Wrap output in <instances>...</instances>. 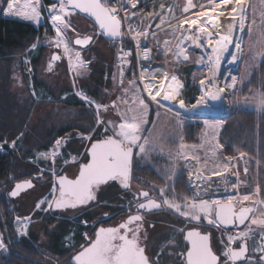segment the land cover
I'll return each mask as SVG.
<instances>
[{"label":"snow or ice","instance_id":"snow-or-ice-1","mask_svg":"<svg viewBox=\"0 0 264 264\" xmlns=\"http://www.w3.org/2000/svg\"><path fill=\"white\" fill-rule=\"evenodd\" d=\"M137 2L138 0H54L53 3L46 6L48 9L47 19L50 20L55 31V39L50 43L54 44L57 49H63V56L67 57L69 68L74 76L83 75L89 66L81 53L74 51L69 46L66 38V30L75 32L70 18L77 13H86L94 18L95 25L98 26V31L101 34L120 39L121 44L125 37L133 41L135 47L140 49L139 61L148 63L140 64L138 61L139 82L132 79L127 87H123V65L127 64L131 69L133 59L130 58L133 57V51L132 49L124 50L121 47L120 72L115 78L119 81L118 86L122 87L123 92V95L118 99L127 105L123 111L117 110L118 105L115 101L111 105L95 103L81 95L86 103L95 108L96 125L104 133V136L93 140V130H90L87 136L82 137L84 140L91 141L87 149V162L81 163L76 157H71V162L77 165L78 175L75 178H69L62 174L56 175L53 197L50 201H40L37 208L46 205L45 210L66 209L86 205L96 199L95 192L101 185L111 181H119L122 187L130 188L134 158L144 157L156 147L154 142L149 139L151 133L146 127L150 106L155 105L156 109L166 108L169 112L174 111L171 102L180 96L183 84L176 75L169 76L168 72L160 67H150L152 49L141 48L140 44L142 38L149 37V32L148 30H137L131 22L136 13L128 10L129 8L135 9ZM244 4L245 0H209L207 5H196L193 0H187L183 12L188 13L196 9L192 13L195 19H184L178 21L176 26H170L173 29V34L179 33L174 50L169 46L168 40L164 41L163 49H160L158 45V51H163L165 55L172 53L176 60H189L188 46H195V48L207 52L210 75L199 81L202 95L192 105L193 108L205 105L208 100H220L226 89L235 87V77H232L230 83L221 78L220 66L224 62L226 54L230 56L232 62L237 59L236 55L229 53V48L234 47L236 50H240L241 42L234 40L233 29L238 27L241 33L245 30ZM0 9H3V14L31 21L36 25H40L42 21L40 0H0ZM167 11L171 13L172 9L168 8ZM225 12L233 17V29H229L227 33L209 31V29L217 27L210 21L214 20L216 15H225ZM165 19L167 18L165 17ZM124 21L128 23L125 24ZM161 23H164V20ZM183 24H188L190 27L184 29ZM156 27L159 28L160 24H157ZM192 28L196 29L195 33H192ZM152 35L155 38V33ZM92 40V36L80 38L77 34L74 43L86 46ZM36 46L33 44L32 48L35 49ZM51 59L59 61L62 56L56 54ZM200 62H205L203 55L200 57ZM48 68L51 70V63ZM135 75L137 73L133 72V76ZM256 104L264 109V93L257 94ZM110 107L116 111V115L119 117L118 121L107 120L100 115L107 113ZM178 108H185L182 98L178 100ZM180 115L179 111H175L177 118ZM204 143H209V141L206 139ZM204 143L198 147L203 148ZM62 145L63 141L57 140L54 149L50 153H40L39 158L50 160L52 164H55ZM10 146L15 147V141ZM184 147L186 146L181 145V149ZM222 149L223 145L219 143L213 144L210 149L214 167L208 168L207 160H205L200 168L188 173L192 196L191 198L179 197L183 200V204L176 202L175 194L172 199H168L165 189H156V191L159 192L163 202L183 218L186 224H193V227L186 231L185 239L190 247L186 248L185 253L182 254L184 264H238V262L264 264V189L256 184L251 192L241 194L238 191L241 182L237 179L231 183V188L234 190L233 195L225 198H213L209 195L211 184L214 183L213 177H219L226 188L229 182L227 174L233 167L231 165L232 158L224 157V162L221 163L217 153ZM0 150H3V144H0ZM182 156L186 160L189 159L187 154L182 153ZM190 159L195 160L198 164L200 162V157L195 154ZM68 162L64 161L65 164ZM244 171L247 173L248 168L245 167ZM31 187H33L31 181L16 183L9 195L16 197L22 190ZM134 199L137 201L135 213L128 215L117 226L100 227L95 231L94 238H88L87 234H84L87 243L81 245V250L74 255V264H153L139 243L140 222L143 220L140 210L157 209L160 204L151 198L148 191L135 193ZM202 221H206L207 225L220 228L222 231L231 230L226 237L222 236L217 241L220 254L213 250L211 234L202 233L197 227ZM20 223V231L23 233L28 228L29 218H25ZM241 226H244L243 230H239ZM5 240L6 237L0 233V250L6 249ZM249 240L253 242L251 251L259 253L258 259L249 255Z\"/></svg>","mask_w":264,"mask_h":264},{"label":"rangeland","instance_id":"rangeland-1","mask_svg":"<svg viewBox=\"0 0 264 264\" xmlns=\"http://www.w3.org/2000/svg\"><path fill=\"white\" fill-rule=\"evenodd\" d=\"M53 2L54 0H51L50 3L47 0H40L43 15V22L40 25L46 24V26L43 36L35 43L37 45L36 48L33 49L30 47L26 52L16 55L10 62L11 77L8 85L11 92H13L18 99L17 103L19 108H17L16 112L19 114V119L17 123L19 125L23 123L24 126H18L17 134H15L13 138L5 139L1 142L4 151L8 150V152H12L18 157L22 173L35 171L34 173L36 176L34 178L38 183L42 176H44L47 181L51 178L50 176H52L51 184L43 186L42 188L37 185L35 189L25 195L24 198H26L27 207L21 210L25 212L15 214L16 217L20 218L31 214L34 215L31 217L32 222L28 228V236L21 235L18 232V225L15 224V219L13 220L17 240L29 239L34 242V245L40 251H42L44 246H47L49 234L52 233L53 229H55L62 218H59L57 215L54 216V213L51 214L50 209L45 210L46 205H41L37 210L36 205L41 200H51L52 195L49 194L54 185L53 178L54 175L62 169V166L65 164L64 161L67 160L71 162V157H76L78 161L80 159L85 161L87 147L91 141L84 140L82 137L87 136L90 130H93V140L104 136V133L101 132L100 128L96 125L97 113L95 108L86 103L81 98V95L88 97L95 103L111 105V103L115 101L118 105V111H123L127 107V105L121 103L120 99H118V97L123 95V92L122 88H119L115 81L116 45L107 40L106 37L98 31L95 23L87 16L81 13L74 14L70 18V22L75 32L66 30L67 42L74 51H79L81 53V56L89 65L83 75L79 77L74 76L69 68L67 57L63 56V49H57L54 44L50 43V41L55 39V31L51 26L50 20L47 19L48 9L46 6ZM247 2L248 5L245 11V30L243 32L240 60L237 68H235L233 72L226 70L223 75V79H226L229 83L232 77L236 79L235 87L226 89L227 110L230 113L241 109L264 111V109H261L256 104L257 94L264 93V54H262L264 53V0H247ZM186 4L187 3H184L183 6H186ZM196 5H198V3H196ZM195 10L196 9L193 11L191 10L192 12L190 13H185L182 18L170 24L169 27L161 32L151 43L154 51V58L156 60L151 68L160 66L163 70L168 72L169 76L176 75L183 84V88L180 90V96L177 100L171 102V107L183 115L177 118L175 116V111L169 112L166 108L156 109L155 105L150 106L147 115L148 125L146 127L151 133L149 139L154 142L156 147L142 158L144 164H149L156 169L165 184L162 185L157 181L142 177L140 182H132L131 188V190L135 191H139L140 189L150 190L160 198L161 196L156 189L162 188L166 190L168 199H172L173 194H175L176 202L180 204H183V200L179 199V197L187 196L191 198L192 196V191L189 187L188 173L200 168V165H203L205 160H207L208 168L214 167L213 160L210 157V149L215 143L223 145V149L217 153L221 163L224 162V157H231V165H233V167L231 168V172L227 174L229 177L227 188L219 177H213L214 183L211 184L209 195L213 196V198H225L229 196L231 191L234 192L231 188V183L239 178H241V180H239L241 186L238 191L241 194L251 192L253 187L259 184L257 171L255 173L252 172L249 159L246 160L248 173L245 175L241 173L240 167L242 166H238V159L243 153L234 155L228 154L225 151V146L221 141L222 131L225 125L222 116L205 117L185 115L186 113H191L195 108H193L192 105H187L184 99L185 108L181 110L178 109V100L181 98V94L185 89L187 84L186 80L190 79L191 85L201 90L199 81L209 76L205 50L195 48V46H188L187 53L189 55V60L183 61L182 59L176 60L172 53L165 55L163 51H158L157 48L159 45V48L163 49L164 41L168 40L169 46L174 50L179 33L173 34V29L170 26H176L178 21L190 17L191 19H195L192 14ZM0 14H3V9H0ZM3 16L12 17L6 14H3ZM20 20L25 21L23 19ZM25 22L34 24L31 21ZM182 27L187 29L190 25L183 24ZM195 32L196 29L192 28V33ZM77 34H79V36L93 35L95 40L91 46L83 49L73 43V39ZM41 50H43L42 58L39 64L35 65L33 62L34 58L38 56ZM56 54L62 56V61L53 64L51 58ZM202 55L205 57L204 63L200 62V57ZM5 63L9 64L7 62ZM50 63L52 64L51 70L48 68ZM2 64L1 62L0 65ZM130 75L131 78L128 79L124 87H127L129 81L134 79L132 70ZM137 81L139 82V80ZM92 94H96V96ZM76 101H82L83 105L76 106L69 103H74ZM29 105H31L30 109ZM203 106L204 105L197 107L198 110L203 108ZM157 112H159V115H157ZM22 113H26L28 116L20 117ZM100 115L107 120H119L116 111L111 107L107 113H101ZM187 123H199L201 125L198 138L194 142H188L184 139L183 129ZM62 127H67L68 130L61 135L58 134V132ZM206 139L209 143H204ZM57 140H62L63 145L59 149L60 155L56 158L55 164H52L50 160L40 159L39 154L50 153L54 149ZM13 141H15V147L10 146ZM38 143H43V147H40L41 145L38 146ZM202 143H204V147H198ZM44 144L46 146H44ZM72 144L81 148L79 153L73 151L71 147ZM181 145H185L186 147L181 149ZM182 153L187 154L189 159H184ZM193 154L200 157L199 164L195 160L190 159ZM243 155L245 159H247L245 154ZM73 165H75V167ZM70 167L72 169H70ZM65 169L68 171L77 170V165L70 163V166ZM181 175H185L186 177V192H179L176 187V183L179 181ZM20 201L14 205L20 207ZM165 206V210L158 211L151 216L156 230L152 233L147 243V248L152 260L155 256H158L155 264H165L164 262H169L168 264H181L184 262L182 254H184L186 248H188L187 243L184 241V234L186 229L193 227V224H186L184 219L176 214L173 209H170L166 204ZM134 208V198L129 192H126L118 195L117 201L114 202L111 210L116 212L123 209L125 214H131ZM80 211L79 209L68 213L71 218L70 220L74 224L70 233L67 234L65 238L74 239L71 233L75 232L76 234L81 233L79 235L86 241L84 234H87L88 237L87 232L89 230V226L86 225V220H82L80 224L76 222L80 221L77 217ZM48 214L51 215L50 217H55V221L45 225L43 221ZM200 224H202L201 228L203 230L213 231V246L217 253L220 254L217 241L222 236L226 237L231 230L222 231V229L207 225L206 221H202ZM75 225L78 228L75 229ZM19 226H21V224ZM80 226L83 228L81 229ZM253 227L256 228V226ZM182 229L184 231H181ZM239 230H243V228ZM258 230L257 228V231ZM32 232L37 235L38 241L33 240L31 236ZM79 235L77 236L79 237ZM71 240L64 239V242L65 244L68 242L72 244L73 241ZM249 243L250 256L259 257V253H253L251 251L253 247L252 240H249ZM55 264H58V262Z\"/></svg>","mask_w":264,"mask_h":264},{"label":"trees","instance_id":"trees-1","mask_svg":"<svg viewBox=\"0 0 264 264\" xmlns=\"http://www.w3.org/2000/svg\"><path fill=\"white\" fill-rule=\"evenodd\" d=\"M47 1L49 3L51 2V0ZM45 26L46 24L36 26L32 23L8 19L3 16V14H0V63H9H5V66L3 64L0 65V144L5 139L13 138V136L17 134L18 126H24L23 123L20 125L17 123L19 119V114L16 112L17 108H19L17 103L18 99L15 94L11 92L8 85L11 77L10 62L16 55L26 52L43 36ZM42 54L43 50H41L38 56L34 58L33 62L35 65L39 64ZM155 62L156 60L154 58V63ZM129 78H131L130 73L127 75V80ZM186 83L181 98L190 106L196 103L198 97L202 95V91L196 86H192L190 79H187ZM94 96H96V94ZM69 103L76 106L83 105L82 101ZM30 108L31 105H29V109ZM20 115V117L28 116L26 113ZM223 119L225 125L222 131L221 141L225 146V151L228 154L234 155L238 153L245 154L247 159L250 160L252 172L255 173L257 171L256 173L258 175L259 184L261 188L264 189V111L241 109L232 111ZM200 129L201 125L199 123H187L183 129L184 139L188 142L196 141ZM67 130V127H62L58 134L62 135L66 133ZM42 144L43 143H38V146L41 145L40 147H43ZM44 146L46 145L44 144ZM71 147L73 148V151L77 153L80 152L81 148H78L74 144H72ZM87 159L88 156L86 153L85 160ZM34 172L35 171L22 173L19 159L16 155L12 152H0V229L6 237L5 242L9 247V253L0 251V264H55L56 262H58V264H71V259L75 255L78 246L85 241L79 235L81 233H77V235H79V243L75 247L65 246L64 239H66V235L70 233L74 224L69 219L70 216L68 213L70 211L67 215L51 211V214L54 213V216L57 215L62 219L59 221L58 225H56L55 229H53L52 233L49 234L47 246H44L42 251L37 249L34 242L29 239H22L21 241L17 240L13 225L14 216L16 213H24L25 211L21 210L27 207V204L20 203V207L14 206V209L11 210V204L9 205L7 203L9 199L8 191L12 187L14 181L19 180L26 175L32 177ZM50 177L51 178L48 181L46 179L44 186L51 184L52 176ZM142 177L157 181L162 185L165 184L156 169L149 164H144L143 158L137 156L134 158L132 182H140ZM176 187L179 192L187 191L185 175L179 177ZM122 193L126 192L122 191L118 185L113 183L101 194L100 200H108L113 205L114 202L117 201L118 195ZM17 202L14 204H17ZM108 208L112 209V207ZM96 215L97 214L93 211H89L83 214L78 220L91 221ZM50 216L51 215L48 214L46 219L43 217V223L45 225L55 221V217ZM80 221L76 222L79 223ZM76 228L78 227L75 225V229ZM82 228L83 227H81V229ZM31 236L34 241L39 240L37 235L33 232L31 233Z\"/></svg>","mask_w":264,"mask_h":264},{"label":"built area","instance_id":"built-area-1","mask_svg":"<svg viewBox=\"0 0 264 264\" xmlns=\"http://www.w3.org/2000/svg\"><path fill=\"white\" fill-rule=\"evenodd\" d=\"M184 3H187V0H138L137 2V7L135 9L129 8V12H135L136 16L133 18V20L131 21L132 24L137 28V30H148L149 32V37L147 39H141V48H151L152 49V61H151V65L154 63V51H153V47H152V41L154 39L157 38V36L163 32L164 30H166L170 24H172L173 22H176L179 18H182L185 15V12H183V8L185 6H183ZM193 3L196 4L198 3V5H207L209 3V0H193ZM187 5V4H186ZM163 6V7H161ZM171 8L172 12L168 13L167 9ZM194 10V9H193ZM192 10V11H193ZM190 11V12H192ZM189 12V13H190ZM165 17L167 19H165ZM164 20V23H161V21ZM125 24H127V21H124ZM160 24V27L157 28L156 25ZM153 33H155V38L153 37ZM116 44L117 47V57H116V69H115V77H117L119 75L120 72V66H121V60L119 59V56L121 54V47H123L124 50H128V49H132L133 51V57L130 59H133V63L131 66V69H129V66L127 64L123 65L124 67V76H123V87L126 85L127 83V75L129 73H131V70L133 72H136L137 75H135L133 78L139 80V67H138V61H139V52L140 49L136 48L134 45V42L129 40L127 37L124 38L123 44H121V41H115L114 42ZM140 64H147L148 62H144V61H139ZM116 81V85L118 86L119 81L115 78ZM119 88H122L120 86H118ZM1 153H5L8 152V150H0ZM60 172V171H59ZM59 172H57L54 175V185L56 184V175L59 174ZM53 185V186H54ZM54 193L52 194L53 197ZM32 215L29 216H24L22 218L20 217H16L15 219V224L18 225V232L21 235H26L28 236V228L32 222ZM19 218V220H18ZM25 218H29V224H28V228L26 229L25 232H21V226H19L21 223L20 221H23ZM35 221V220H33ZM15 225V226H16ZM215 228V227H214ZM220 229V228H217ZM75 232H72L71 235L73 236ZM74 237V236H73ZM66 240H71L70 238H66ZM73 241V239L71 240ZM73 243V242H72ZM69 246H72V244H70L69 242L66 243ZM254 259H258L259 257H253ZM158 259V257L155 258V261ZM238 264H243V263H238Z\"/></svg>","mask_w":264,"mask_h":264},{"label":"flooded vegetation","instance_id":"flooded-vegetation-1","mask_svg":"<svg viewBox=\"0 0 264 264\" xmlns=\"http://www.w3.org/2000/svg\"><path fill=\"white\" fill-rule=\"evenodd\" d=\"M6 18H8V19H13V20H18V21H22V20H20V19H18V18H12V17H6ZM22 22H25V21H22ZM27 23V22H26ZM85 35V34H84ZM59 61H62V59L61 60H59ZM59 61H53V64H55V63H59ZM81 163L82 162H85V161H87V160H85V161H83L82 159H80L79 160ZM70 163H72V162H68L67 164H64L63 166H62V169L60 170V172H59V174L58 175H60V174H62L63 172H67V174L68 175H70V176H75L76 175V173H77V170H78V168H77V170L76 169H74L73 171H68L67 169H65V168H68L69 166H70ZM74 167H75V165H73ZM70 169H72L71 167H70ZM36 176V174L34 173L33 175H32V177H29L28 175H26V176H24L23 178H21V179H19V180H16V181H14V183H13V185H12V187L10 188V190L8 191V195H9V193L13 190V188H14V186H15V184L17 183V182H21V181H26V180H33L34 181V186H33V188H31L30 190H28V191H26V192H23L19 197H16V198H14V197H11L10 195H9V199H8V204L10 205V209L11 210H13L14 209V203H16L17 201H20V199H21V201H20V203H26V198H24L25 197V195L27 194V193H29L31 190H33V189H35V187H37V185L40 187V188H42L43 186H44V184H45V177L44 176H42V178H41V180H40V182L38 183L37 181H35V177ZM56 180V179H55ZM53 183H54V178H53ZM113 183H115V182H112V183H108L107 185H104V186H102L100 189H99V192H98V203H96V204H92L90 207H86V208H83V209H81V211L77 214V217L78 218H80L83 214H85V213H87V212H89V211H93L94 213H96L97 215L94 217V219L93 220H91V221H86L87 223H86V225H88L89 226V230H88V238H94V233H95V231L97 230V228L98 227H100V226H105V227H107V226H117L120 222H122V221H124L125 220V218L128 216V215H130V214H125L124 213V211H123V209H120V211H116V212H113L110 208H108V207H110V205H112V203H110L108 200H105V201H101L100 200V196H101V194L107 189V187L109 186V185H111V184H113ZM116 185H118L117 183H115ZM119 186V185H118ZM141 191H143L142 189H140L139 191H135V190H129V191H124V192H129V194H131L132 195V197L134 198V194L135 193H137V192H141ZM149 192H150V196H151V198L153 199V198H155V199H158V200H162V202H163V199L162 198H160L158 195H156V194H154L153 192H151L150 190H148ZM53 194V188H52V190H51V192H50V194L49 195H52ZM24 198V199H23ZM42 201V200H41ZM136 203H137V201L134 199V206L136 205ZM163 205H164V209L163 210H165L166 209V206H165V203L163 202ZM37 206V205H36ZM112 207V206H111ZM38 208H36V210H37ZM72 211V210H71ZM136 211V208H134V211L132 212V213H134ZM131 213V214H132ZM156 213V212H155ZM155 213H151V214H146V213H144V212H142V215H143V220L140 222V224H141V232H140V240H139V243H140V245H145L146 247H147V243H148V241L150 240V238H151V236H152V233L156 230V226H155V224H154V221L152 220V215L153 214H155ZM32 216H34L33 214H31ZM24 217V216H23ZM14 219H16V216L14 217ZM69 219H71V218H69ZM36 220V219H35ZM81 222V221H80ZM79 222V223H80ZM13 225H14V222H13ZM199 226L201 227L202 226V224H199ZM2 233V232H1ZM3 234V233H2ZM4 235V234H3ZM73 236H74V239H73V243H72V246H69L68 244H66V246L67 247H75L76 246V244H78L79 243V238H78V236H77V234L76 233H74L73 234ZM4 237H5V235H4ZM6 243V242H5ZM87 243V241H85V242H83V243H81L79 246H78V248H77V251H76V253L77 252H79L80 250H81V245H85ZM0 251H3V250H0ZM147 252L149 253V251H148V248H147ZM75 253V254H76ZM152 259V258H151Z\"/></svg>","mask_w":264,"mask_h":264},{"label":"water","instance_id":"water-1","mask_svg":"<svg viewBox=\"0 0 264 264\" xmlns=\"http://www.w3.org/2000/svg\"><path fill=\"white\" fill-rule=\"evenodd\" d=\"M82 15H85V16H87L89 19H91L93 22H94V18H92V17H90L88 14H86V13H81ZM95 23V22H94ZM96 27H97V29H98V26L96 25ZM86 36H92L93 37V40L88 44V45H86V46H84V45H76L75 43H74V41H75V39L77 38V36L76 37H74V39H73V43H74V45H76V46H80L81 48H83V49H86V48H88L89 46H91L92 44H93V42H94V40H95V37L93 36V35H86ZM105 36V35H104ZM84 36H80V38H83ZM106 37V39L107 40H109V41H118V40H120V39H114V38H110V37H107V36H105ZM225 70H226V65H225V63H222L221 64V66H220V76H221V78H223V75L225 74ZM212 91H215V89H213ZM226 98H227V90H225V92L221 95V98H220V100H217V101H212V100H208L207 102H206V104H205V106H203V108H201L200 110H198L195 114H190V115H188V116H205V117H208V116H218L217 115V112H219L221 115L220 116H222L223 118L224 117H226V116H228L229 114H230V112L227 110V103H226ZM179 109V108H178ZM179 110H181V109H179ZM103 138V137H102ZM95 140V139H94ZM91 143V142H90ZM89 143V144H90ZM89 146V145H88ZM87 149H88V147H87ZM88 156V155H87ZM85 162H87V161H85ZM82 163H84V162H82ZM133 166H134V160H133V165H132V179H133ZM61 175V174H60ZM62 175H67L69 178H75V176L76 175H78V170H77V173H76V175L75 176H70V175H68L67 174V172H63L62 173ZM132 179H131V186H130V188H124V187H122V185L120 184V182L119 181H111V182H109V183H112V182H115V183H117L118 185H119V187H120V189L122 190V191H129L131 188H132ZM26 181H31L32 182V184H33V186H34V181L33 180H26ZM22 182H24V181H21V182H17V183H22ZM105 185H107V184H105ZM102 186H104V185H101L100 187H99V189L102 187ZM31 188H33V187H31ZM31 188H27V189H25V190H22L21 192H20V194L18 195V196H16V197H19L23 192H26V191H28V190H30ZM14 189V188H13ZM99 189L98 190H96V192H95V196H96V199L94 200V201H92V202H90V203H88V204H86V205H81V206H77L76 208H66V209H50L52 212H57V213H60V214H67L69 211H75V210H81V209H83V208H86V207H90L92 204H96V203H98V192H99ZM143 191H148V190H143ZM149 192V191H148ZM150 193V192H149ZM12 197V196H11ZM16 197H14V198H16ZM154 200H156V202L157 203H159L160 204V207L159 208H157V209H152V210H150V211H148V210H140V214L142 215V212H144V213H146V214H151V213H155V212H158V211H162L163 209H164V205H163V202H162V200H158V199H155V198H153ZM135 213V212H134ZM134 213H132V214H134ZM143 216V215H142ZM126 219V218H125ZM100 227H105V226H100ZM100 227H98L97 228V230L100 228ZM107 227H113V226H107ZM107 227H105V228H107ZM198 228H199V230L202 232V233H210L211 234V243H212V247H213V250L214 251H216L215 250V248H214V246H213V234H212V231L211 230H207V231H205V230H203L199 225L197 226ZM242 228H244V226H241V228L240 229H242ZM189 229H191V228H188V229H186V231L187 230H189ZM96 230V231H97ZM186 231H185V234H184V241L187 243V245H188V247H190V244L187 242V240L185 239V236H186ZM0 233H1V229H0ZM249 243V242H248ZM141 247H143L144 249H145V253H146V255H148V257H149V259L151 260V261H153L152 259H151V256L149 255V253L147 252V247L145 246V245H140ZM249 249H250V243H249ZM4 252H6V253H9V247L7 246V244H6V249H2ZM78 253V252H77ZM76 253V254H77ZM218 254V253H217ZM249 255H250V251H249ZM74 257V256H73ZM73 257H72V259H71V264H74V261H73ZM238 263H243V262H238ZM154 264V263H153Z\"/></svg>","mask_w":264,"mask_h":264},{"label":"bare ground","instance_id":"bare-ground-1","mask_svg":"<svg viewBox=\"0 0 264 264\" xmlns=\"http://www.w3.org/2000/svg\"><path fill=\"white\" fill-rule=\"evenodd\" d=\"M247 5H248V2H247V0H245V4H244L245 11L247 9ZM12 17H14V16H12ZM15 18H18V17H15ZM18 19H21V18H18ZM187 19H191V17L187 18ZM42 22H43V15H42L41 24H42ZM210 23L217 25V27H215L214 29H209V31H214L215 33H227L229 31V29H233V17L228 12H225V15H223V16L216 15L215 19L210 21ZM233 35H234V40H238L241 42V47H240V50H236L234 47L229 48V53L236 55V57H237L236 61L232 62L230 60V56L227 54L224 57L223 63H225V65H226V70H229L231 72H233V70H235V68H237V66H238V63L240 60V54H241V50H242V42H243V33H241L239 31L238 27L233 29ZM205 56L207 59V52L206 51H205ZM161 69H162V67H161ZM209 75H210V73H209ZM174 111H176V110H174ZM197 111H198V108L197 109L195 108L191 113H186L185 115H190V114L192 115V114H195ZM181 115H183V114H181ZM217 115H221V114L219 112H217Z\"/></svg>","mask_w":264,"mask_h":264},{"label":"crops","instance_id":"crops-1","mask_svg":"<svg viewBox=\"0 0 264 264\" xmlns=\"http://www.w3.org/2000/svg\"><path fill=\"white\" fill-rule=\"evenodd\" d=\"M156 67H160V66H156ZM156 67H152V68H156ZM161 68V67H160ZM246 160H248V159H245V157H244V155H241V157H239V159H238V166L240 167V165L242 166V167H240V171H241V173L242 174H247L248 173V171H247V173H245V171H244V169H245V167H247L248 168V166H247V163H246ZM237 162V161H236ZM236 168H237V165H236ZM239 180H241V178H239ZM234 194V192H230V195H233ZM156 257H158V256H155V258ZM154 258V259H155ZM165 264H168L169 262H164ZM154 264H155V262H154ZM181 264H184V262L183 263H181Z\"/></svg>","mask_w":264,"mask_h":264}]
</instances>
